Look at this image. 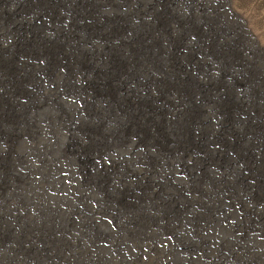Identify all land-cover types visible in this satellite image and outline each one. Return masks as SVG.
I'll list each match as a JSON object with an SVG mask.
<instances>
[{
	"label": "rangeland",
	"instance_id": "rangeland-1",
	"mask_svg": "<svg viewBox=\"0 0 264 264\" xmlns=\"http://www.w3.org/2000/svg\"><path fill=\"white\" fill-rule=\"evenodd\" d=\"M0 264H264V0H0Z\"/></svg>",
	"mask_w": 264,
	"mask_h": 264
}]
</instances>
